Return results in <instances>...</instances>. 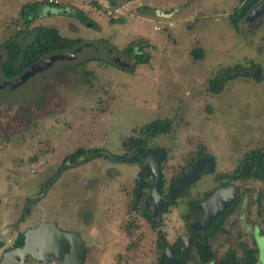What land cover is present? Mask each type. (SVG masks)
I'll use <instances>...</instances> for the list:
<instances>
[{"label": "rangeland", "instance_id": "rangeland-1", "mask_svg": "<svg viewBox=\"0 0 264 264\" xmlns=\"http://www.w3.org/2000/svg\"><path fill=\"white\" fill-rule=\"evenodd\" d=\"M33 1L49 3L0 0V80L6 79L1 68L8 60L5 43L12 37L24 47L34 37L29 31L34 26L57 28L61 35L80 37L89 45L74 59L57 60L15 88H0L2 172L9 165L7 173H16L19 167L21 174L26 172L24 181L11 180L17 186L10 183L8 195L1 192L5 186L0 182L5 206L0 216L6 219L15 213L16 190L21 201L38 192L39 183L56 172L65 155L78 147L121 154L124 138L137 137L139 127L159 118L169 128L154 137L144 136L146 146H163L167 151L166 182L199 150L215 155L217 173L228 172L250 157L246 180L236 181L247 197L243 207L238 204L232 216L223 214L209 230L210 264L229 251L243 259L250 248L256 250L252 264H264V240H254L255 226L257 233L264 234V180L252 157L255 151L264 154V17L252 29L238 15V9L254 0H115V4L58 0L63 6L60 13L41 10L28 26L20 10ZM123 5L129 10L123 15L108 13ZM139 5L152 7L154 13H174L173 24L166 21L170 17L140 14ZM75 10L92 21H81ZM155 25L161 29H154ZM132 40L145 44L150 60L126 71L112 59L120 56L132 65L134 59L119 53ZM197 46L204 55L194 61L191 50ZM88 57L98 60L82 62ZM236 65L241 67L218 82L214 91L210 81ZM78 161L35 209L41 208L44 217L49 212L61 228L81 235L87 247L84 264H159L163 252L159 232L169 244L185 235L191 219L186 201L199 198L210 184L205 175L168 208L160 224L151 226L142 213L145 199L133 206L137 164L105 156ZM85 212L91 219L85 218ZM237 212L242 213L241 220L235 218ZM182 264L203 263L192 248Z\"/></svg>", "mask_w": 264, "mask_h": 264}, {"label": "water", "instance_id": "water-1", "mask_svg": "<svg viewBox=\"0 0 264 264\" xmlns=\"http://www.w3.org/2000/svg\"><path fill=\"white\" fill-rule=\"evenodd\" d=\"M160 15L168 14L159 12ZM264 17V0H259L254 4L244 17V22L252 29L258 26V20ZM90 24V23H89ZM83 44L75 48L73 51L56 52L48 55L42 60L28 66L19 76L13 79L0 80V88L10 86L15 88L21 85L30 76L36 72H40L50 67L55 61L63 59H74ZM113 62L122 67H129L130 64L120 57L113 58ZM166 156V151L162 148L151 150L144 159L140 161V170L137 174V187L135 189L136 198L143 184V176L152 173L155 177V184L151 192V205L148 208L152 223H157V216L162 208L169 206L176 197L184 192L186 187L196 182L201 174L203 167L206 165L209 171L213 170L212 161L209 158H198L175 180L167 197H162L159 193L161 187V167L160 162ZM261 177L264 179V164L260 169ZM236 197V189L229 187L215 191L206 201L201 202L198 208L204 211V215L193 221L190 225L191 233L187 237L181 238L182 246H179L180 255L174 254L175 248L167 246L165 248L166 263L165 264H181L186 261L191 253L193 242L192 233L196 230H206L211 223L224 214L233 204ZM25 242L22 247L8 250L4 253L0 264H24L28 255L33 256L35 260L46 261L50 256L57 259L62 258V264H82L85 255V246L81 236L76 232H69L60 229L56 222H44L33 229H29L24 234ZM68 246L69 252L64 254V248Z\"/></svg>", "mask_w": 264, "mask_h": 264}, {"label": "flooded vegetation", "instance_id": "flooded-vegetation-1", "mask_svg": "<svg viewBox=\"0 0 264 264\" xmlns=\"http://www.w3.org/2000/svg\"><path fill=\"white\" fill-rule=\"evenodd\" d=\"M41 10H43L44 12H47V14H51L54 11V9H52L51 7H49L47 5H44V4H42L40 6L39 11H38V14H39V12ZM55 12L60 13L61 11L55 10ZM111 52H112V50H109L108 51V53H111ZM114 57H116V56H114ZM118 57H120V56H118ZM120 59L121 60H124V59H122V57H120ZM124 61L128 62L127 60H124ZM48 68L44 69V71H46ZM161 129H163V126L161 127ZM148 137H154V136H148ZM142 138L146 139V137L144 135L142 136ZM143 147L144 148H150V151L153 150V149H155V148H162V149H164L166 151V149L163 146H158V145L157 146H154V147H148V146H146V143H145V144H143ZM80 148L90 149L89 147L88 148H86V147H80ZM99 149L102 150L101 147H99ZM103 150H102V153H105V151H103ZM139 151H140V147H137L136 149L129 150V151L124 150V152L121 153V154L127 153V160L128 161H123L124 163L129 162V163L137 164L139 166V169L136 172V176H135V180H134V187H133V190H132V194H133V206H134V208H136V206L139 204V202L142 199H145V208L144 209L147 211L149 218L147 219L145 216L144 217L149 222V224L151 226H156V225L160 224L162 222V215L165 214V212L168 210V208L171 205H173L174 202L177 199H179L181 196H183L184 192H186L188 189H190L192 186H194V184H196L197 182H200L203 179V177H205V175H208V178L210 180L209 186L207 187L206 190H203L202 194H199V196H200L199 198H195L194 200H192V202L190 200L189 201H186V208H187L186 213L189 214L190 217H191V219L188 221V224H187V232L185 233V235H181V236L178 237L177 240L179 242H176L174 244H169L168 245V246H171V247L175 248L174 254L176 256H179L180 255V250L177 247L183 245L181 243V241H180L181 238L182 237H187L191 233V228H190L191 223L193 221L199 219L200 217H202L205 214L203 210H201V209L198 208V205L201 202L206 201L215 191H217L219 189H226V188H229V187L232 186V187H234L236 189V197H235V200H234L233 204L224 213V214H226V213L229 212V215L232 216V215H234L236 213V212H234L236 206L238 204H240V207L242 208L243 205H244V203H245V201H246V199H247L246 196H244V195L242 196V194L240 193L238 187L236 186V181H238V180H241V181L246 180V176H247L246 174L249 173V170H248L249 160L246 159L248 156L244 157L243 160H242V162L239 163L232 170H229L228 172H225V173H217L216 172V157H215V155L212 154V153L201 152L199 150L189 160V162L186 165L183 166V168L176 174V176H174L172 178V180L166 182L165 170H164V167H163V161L165 160V158L167 156V151H166L165 158L163 160H161V162H160V167H161V187L159 189V193H160V195L162 197H167L168 196L169 191H170L171 187L174 185L175 180L183 173V171H184V169L186 167H188L190 164H192L198 158H209L212 161L213 170L212 171H209L207 169V166L205 165L203 167L202 171H201V174H200L199 179L196 182H194L191 185H189L188 187H186V189L184 190V192L182 194H180L172 202L169 203V206L168 207L162 208L159 211V213H158L157 223H152V218H151L150 213L148 211L149 206L152 204L151 203V200H150V197H151V192H152L153 186L155 184V177H154V175L152 173H150L148 175H145L144 174L143 179H142L143 180V184H142V187H141V190H140V193H139V197L136 198V194H135V189H136L137 183H138L137 182V174H138V172L140 170V161L142 159H144L146 157V155L150 152V151L147 152V154H145L144 156H142L138 160H135V158L139 155ZM56 154H58V152H56ZM67 155H69V154H67ZM67 155H65L64 157H62L61 160L63 161V159ZM102 157H100V158H102ZM83 158H85V157L84 156L83 157H79L80 160L83 159ZM248 158H250V157H248ZM17 161H18V163L20 162V160H17ZM62 161L60 162V165L62 164ZM84 162H87V161H84ZM67 163L70 164V167L64 169L60 173L59 176H57V172L59 170L60 165L58 166L56 172L52 176H50L49 178H46L45 180H43L42 182H40L39 183V189H38L39 191L37 190L38 192H35L32 195L25 196L22 199V201L19 198V197H22V194H20L19 190H16V193L13 194L15 196L13 198L14 200L12 201V204H13L12 210L15 213H13V215L11 217H8L6 219H4L2 215L0 216V260L3 258L4 253L7 252L8 250H12V249H15V248L22 247L24 245V242H25V237H24L25 232L28 231L29 229L36 228L41 223H44V222L48 223V222H53L54 221V222L57 223V226L60 229H62L64 231H69V232H76V231H73V230L61 228L59 226L58 222L53 217L52 218L49 217V215H48L49 212H47L46 213V217H44L45 215L43 216V214H45V213H44V211L41 210V208L35 209L36 206H39V202L45 196L46 191L50 187H52L53 185H55V183L57 182V180L60 178V176L65 171H67L69 169H72L73 166H75V164L73 162H67ZM263 164H264V162H261L258 165V168H257V174L259 175V177L262 180H264V179L261 177L260 169H261V167H262ZM2 166H3V162L0 160V182H2L4 184V186H5L4 190H1V192L3 191L4 193H6L8 191L10 192L9 189H6V187L10 183L12 185H14V186H17L11 180H13V179L16 178L18 180L24 181L25 179L23 178V175L26 176V172H25V174H23V173L21 174V169L23 167H21V168L20 167L19 168L18 167H14V168L20 169V171H17L16 173H7L6 171L10 167V165L7 166L6 168H4V171L2 172V170H3V167ZM28 175L29 176H33L30 173ZM31 179H33V178H31ZM145 189H147V190H145ZM6 194L8 195V193H6ZM3 202H4L3 200H0V210L1 209L4 210V207L5 206H4ZM47 209L49 210L50 208H47ZM144 209H143V211H144ZM143 211H142V213H143ZM241 214L242 213L237 212V216L235 218L238 219V220H241V218H242ZM83 215L85 216V218H88L87 220L91 219V217L89 218V215H88L87 212H85ZM222 215H220L218 218H220ZM218 218H216V219H218ZM209 229H210V227L208 229H206V230H196V231H194L192 233L193 241L195 240V234L197 232H198V235L199 236H202L203 237L205 235V233ZM254 229H255L254 230V240H264V234L263 235H260L259 233H257L258 228L256 226L254 227ZM76 233H78V232H76ZM158 238H160V239L164 238L166 240L165 234L163 232H161V234L159 232ZM209 238L210 237L207 236V240H209ZM83 242H84V246H85V255H84V259L82 261V264H84L85 258H86V254H87V247H86L85 241L83 240ZM166 247L167 246H164V253H165V248ZM192 248H193V242H192L191 249ZM68 252H69V247L66 246L64 248V254H67ZM24 264H62V258L61 259H57L55 256H50L49 259L46 260V261H38V260H35L33 258V256L28 255L26 257V259H25Z\"/></svg>", "mask_w": 264, "mask_h": 264}, {"label": "trees", "instance_id": "trees-1", "mask_svg": "<svg viewBox=\"0 0 264 264\" xmlns=\"http://www.w3.org/2000/svg\"><path fill=\"white\" fill-rule=\"evenodd\" d=\"M116 2L117 1L115 0H110V3L112 4H115ZM257 2H258L257 0H254V2L248 5L247 7L243 5L240 9L237 8L238 15L244 18L248 10ZM40 5H42L41 2L33 1V2H27L21 7L20 14L25 24H27L28 26L32 24L33 20L38 15ZM48 6L59 11L63 7L59 3H48ZM142 9H148V7L144 6ZM74 15L78 17L81 21L90 20V18L80 10H75ZM29 31L34 34V37L24 47H21L19 43L15 40V38L12 37L9 40H7V42L5 43L7 48L8 60L2 64L1 68L3 75L6 79H13L19 76L28 66L42 60L48 55L54 54L56 52L73 51L75 50L76 47L84 44V40L82 38L65 37L60 34L57 28L54 27L38 25L31 28ZM144 45L142 42L132 40L123 49H119L120 54L125 55L128 59H134L133 64L130 65L129 67L120 66L123 70L134 71L135 67L139 63L149 62L150 55L149 53L143 50ZM191 54L195 60H199L203 57V50L202 48L197 47L191 51ZM92 60H98V58L88 57L82 62L85 63ZM239 67L241 66L236 65L234 67L228 68L221 78L218 77L213 78L210 81V85L212 86L213 90L215 91V85L218 82H224V80L230 76V72L234 71L235 68H239ZM161 126H163V129H161ZM168 128L169 125L164 120H161L159 118L154 119L139 127L137 137L129 136L124 138L122 140V146L126 151L140 147L139 155L135 158V160H138L139 158H141L142 156L147 154V152L150 151V148L143 147V144H145L146 139L142 138V136L143 135L155 136L160 132L166 131ZM200 151L204 152L202 150ZM83 156L85 157L81 159V161L83 162L88 161L90 158H93L95 156H100V157L105 156L113 159L114 161H120V162L128 161L127 153L121 155L112 154L109 151L102 153L101 149L99 148L85 149L79 147L72 154L67 155L63 159L62 164L60 165L59 170L57 172V176H59L64 169L70 167V164H68L67 162H73L74 164H77L79 162L78 161L79 157H83ZM252 157L257 160L256 162L258 165L261 162H264L263 153L255 151L252 153ZM143 215L147 219L149 218L148 213L145 209L143 211ZM220 218L216 219L211 224L209 229L210 231L214 229L216 224L220 221ZM209 230L205 233L203 237L199 236L197 232L195 234V240L193 241V248H195L199 262L203 264H210L212 262V257H213V251L207 240V236H209L210 234ZM158 242H159L158 246L163 248V252L159 264H165L166 256L164 253V246H168L169 243L164 238L162 239L158 238ZM255 252H256L255 249L250 248L246 250V257H244L243 259H239L234 251H229L224 255V257L219 259L216 262V264H252V261L255 256ZM185 262L186 261H184L183 263Z\"/></svg>", "mask_w": 264, "mask_h": 264}, {"label": "crops", "instance_id": "crops-1", "mask_svg": "<svg viewBox=\"0 0 264 264\" xmlns=\"http://www.w3.org/2000/svg\"><path fill=\"white\" fill-rule=\"evenodd\" d=\"M118 1V0H117ZM109 2H110V0H109ZM71 4L73 5V6H75V4H73L72 2H71ZM99 5V2H97V6ZM144 6H147L148 7V9H142ZM137 10H138V12L140 13V14H143V15H145V16H148V15H155L156 17H158V16H161L160 14H159V12H163V11H160V10H157L155 13H154V11H153V9H152V7H150V6H148V5H139L138 7H137ZM123 11H125V12H128L129 10H128V8H126L125 7V5H123V7L122 8H120V12H121V15H123L124 13H123ZM165 13V12H164ZM166 14H168V15H166V17H170V18H166L167 20L166 21H168V24H170V25H172L173 24V22H172V20H171V18H172V16H173V14L174 13H166ZM165 18V17H164ZM123 22H124V20H122ZM189 21H191V20H189ZM158 27V25H155L154 26V29H156V30H160L161 28H157ZM130 43V42H129ZM125 47V46H124ZM123 47V48H124ZM197 47H199V48H202L201 46H197ZM196 47V48H197ZM123 48H120V49H123ZM202 50H203V55H204V49L202 48ZM192 51V50H191ZM193 60L195 61V59L193 58ZM122 145V144H121Z\"/></svg>", "mask_w": 264, "mask_h": 264}, {"label": "built area", "instance_id": "built-area-1", "mask_svg": "<svg viewBox=\"0 0 264 264\" xmlns=\"http://www.w3.org/2000/svg\"><path fill=\"white\" fill-rule=\"evenodd\" d=\"M49 3H58V0H48ZM118 13L120 12V9L119 8H114L113 11L112 10H108V13L111 14V13ZM159 28V27H157Z\"/></svg>", "mask_w": 264, "mask_h": 264}]
</instances>
